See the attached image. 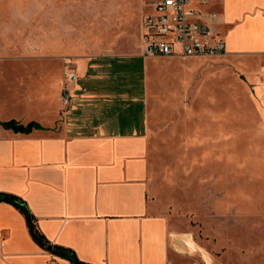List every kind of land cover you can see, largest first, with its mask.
<instances>
[{
  "label": "rangeland",
  "instance_id": "1",
  "mask_svg": "<svg viewBox=\"0 0 264 264\" xmlns=\"http://www.w3.org/2000/svg\"><path fill=\"white\" fill-rule=\"evenodd\" d=\"M153 2L0 0V68L19 70L39 104L54 94L44 70L51 63L63 75L77 59L118 57L112 85L127 96L116 98V125L139 124L142 107H123L143 94L146 59L127 57L141 52L142 19ZM147 62L154 212L170 218L191 264H264V115L254 91L260 59Z\"/></svg>",
  "mask_w": 264,
  "mask_h": 264
},
{
  "label": "crops",
  "instance_id": "2",
  "mask_svg": "<svg viewBox=\"0 0 264 264\" xmlns=\"http://www.w3.org/2000/svg\"><path fill=\"white\" fill-rule=\"evenodd\" d=\"M217 5L226 55L260 59L254 91L264 115V0H214L212 8ZM142 34L141 26L140 54L127 58L146 59L144 91L123 108L131 113L139 105L143 117L126 129L116 125V98L127 96L112 85L118 57L75 60L74 83L51 63L44 70L54 94L39 104L35 86L22 85L19 70L0 68V193L25 200L48 241L87 264H191L180 252L177 228L154 212L150 199L151 58L142 55ZM0 264L72 263L40 247L24 215L0 202Z\"/></svg>",
  "mask_w": 264,
  "mask_h": 264
},
{
  "label": "built area",
  "instance_id": "3",
  "mask_svg": "<svg viewBox=\"0 0 264 264\" xmlns=\"http://www.w3.org/2000/svg\"><path fill=\"white\" fill-rule=\"evenodd\" d=\"M214 0H155L142 19L145 58H201L226 55V43L219 30L221 14L212 8ZM69 83L75 72L66 73ZM68 90L62 96L67 105Z\"/></svg>",
  "mask_w": 264,
  "mask_h": 264
},
{
  "label": "trees",
  "instance_id": "4",
  "mask_svg": "<svg viewBox=\"0 0 264 264\" xmlns=\"http://www.w3.org/2000/svg\"><path fill=\"white\" fill-rule=\"evenodd\" d=\"M6 126L11 127L12 124H6ZM0 202H7L13 205L24 215L30 235L40 247L54 255L68 259L72 264H87L80 261L73 250L63 246L53 245L48 241V239L40 231L36 217L31 212L26 201L21 197L10 193H0Z\"/></svg>",
  "mask_w": 264,
  "mask_h": 264
}]
</instances>
